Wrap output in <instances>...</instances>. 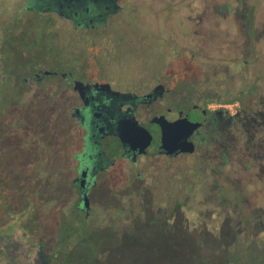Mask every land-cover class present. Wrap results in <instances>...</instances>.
<instances>
[{"label": "rangeland", "instance_id": "374dc122", "mask_svg": "<svg viewBox=\"0 0 264 264\" xmlns=\"http://www.w3.org/2000/svg\"><path fill=\"white\" fill-rule=\"evenodd\" d=\"M225 1L226 5L232 7L225 14L226 27L238 28L237 36L228 37L227 40L237 41L242 46L246 44L244 49L249 50L253 43L257 58L249 63L242 74L235 72L231 76L230 84L224 86L230 88L228 93L222 92L217 96L229 100L235 97L236 92L240 96L257 82L258 93L245 94L243 100L263 107L264 32L260 26L264 22V0H223V3ZM24 2L0 0V82L9 81V85L15 87L12 106L7 110L4 109L6 105L2 107L4 118L1 131L4 136L1 134L0 140L3 142L11 138L5 125H10L12 115L17 114L19 124L28 127L18 128L19 137L26 139L27 133L32 136L24 150L16 149L15 144H0V264H112L110 255L113 249L128 252L132 249L129 247L135 246L132 242L139 244L144 254H159L160 262L166 258L163 256L177 254L180 248H194L196 261L187 264H230L224 258L226 254L221 253L227 250L223 246L225 243H222L226 235L219 234V229L217 233L209 234L221 236L216 237L218 241L211 246L218 253L205 256L213 261L209 263L203 256L209 246L203 247L199 244L201 240H196L199 232L196 234L189 230L187 239L181 240V244L179 237L182 232L176 237L164 238L160 233H147L139 227L141 221L132 220L135 215L130 211L134 209L140 210L137 215L142 214L141 220L146 213L155 216L158 210H167L170 204H166L164 197L170 196L169 185L175 188L172 193L178 199L177 211L182 213L180 217L192 219L198 207L207 202L222 210L224 197L217 189H209L207 183L213 178L212 172L208 167L196 164L197 154L179 158L174 168L163 171L160 184L150 183L144 185V189L114 188L112 180L118 175V169H110L109 174L105 175L106 179L101 180L106 183L96 191L109 194L106 197H115L116 201L110 205H90L91 215L87 220L83 211L74 212L66 188L72 184L75 164L72 157L79 145L69 142L67 153L61 147L64 135L56 121L58 114L53 109L60 96V78L51 75L42 77L40 81L33 79L36 72L55 71L60 75L70 72L76 78L83 74L84 77L102 75L116 81L124 79L128 85L141 82L144 86L151 82H163L166 87L177 84L182 87L191 76L200 79L203 70L213 68L215 63L192 60L194 47L186 42L192 31L202 29V25L196 26L198 14L192 9L202 0H119L124 13L109 18L106 23L89 31L74 28L57 13L25 11ZM213 3L214 0H211L210 5ZM237 11H252L254 26L259 27L257 38L252 40L249 36L252 30V27L249 28L251 14L246 17L245 13L240 15ZM116 21H121L120 25ZM211 21L222 20L217 16ZM243 21L247 25L242 24ZM215 25L212 30L215 28L217 34L218 26L222 24ZM27 32H30L28 37ZM15 42H18V46ZM220 48L212 45L211 55L221 56ZM12 49H17L19 54L16 58V73L19 76L15 82L5 72L8 68L5 63L11 58ZM32 65L34 68L31 70ZM259 100L262 102L259 103ZM42 132L49 141V159L44 152L38 151V146L42 144ZM255 133L252 140L257 143L260 139L261 151L258 155L262 158L255 159L249 155L251 151L244 146L247 143L246 133L240 134L243 145L227 156L223 168L225 176L221 178L224 186L227 183L224 188L226 199L228 194L233 195L235 191L243 194L245 211L242 215L245 217H251L252 210L264 209V179H261L259 172V168L264 169V127ZM169 202L173 204V201ZM187 211H191V216L187 215ZM62 214L66 215L65 221ZM214 218L218 219L216 216ZM255 224L250 223L248 229L241 223L236 225L241 249H247L250 241L259 250H264V227L258 228ZM133 230L137 231L136 240L126 243L125 238L132 235ZM209 253H212L211 249ZM166 264L178 262L170 260Z\"/></svg>", "mask_w": 264, "mask_h": 264}, {"label": "flooded vegetation", "instance_id": "af4514ba", "mask_svg": "<svg viewBox=\"0 0 264 264\" xmlns=\"http://www.w3.org/2000/svg\"><path fill=\"white\" fill-rule=\"evenodd\" d=\"M210 1L202 0L199 5L192 7L198 14L196 26L202 25V29L192 31L186 43L194 47L191 53L192 60L198 59L215 64L213 68L203 70V77L200 79L191 76L182 87L180 84L166 87L163 82H151L148 86L142 85L141 82L138 85H128L124 79L116 81L102 75L84 77V74L76 78L70 72L60 75L58 71L36 72L33 75V79L37 81L51 75L60 78L58 86L60 96L57 106H53V109L55 114H58L56 121L64 135L61 147L67 153L69 142L71 145H79V149L72 157L75 161L72 168L74 174L72 184L70 188H66V192L70 194L72 210L83 211L85 220L91 215L90 205L95 203L110 205L117 199L107 198L106 195L109 194L96 191L101 184L103 186L106 183L101 180L106 179L105 175L109 174L110 169H118V175L112 180L114 188L144 189V185L150 183L160 184L159 179L163 171L174 168L179 158H189L197 154L196 164L199 167H208L212 172L213 178L207 183L209 189H217L226 199L224 188L227 183L224 186L221 180L225 176L223 168L227 156L242 144L243 138L241 139L240 134L246 133L247 143L244 146L249 152L251 151L249 155L255 159L262 158L258 155L261 151L260 139L259 143H253L252 137L264 127V106L258 107L253 101L245 103L243 100L246 98L243 97L245 94L258 93L257 82L245 93H240V96L236 92L235 97L229 100L217 96L222 92L228 93L230 88L224 86L230 84L231 76L235 72L242 74L243 70L249 67V63L257 58L252 40L258 37L259 27L254 26L256 23L252 11H237L240 15L245 13L246 17L248 14L252 16L249 23V28L252 27L249 32L252 46L250 50L244 49L246 44L242 46L237 41H228V37L238 34L236 26L229 24L234 27H226L225 14L227 15L232 7L226 5V1L223 3V0H214L212 5ZM23 10L57 13L68 20L74 28L84 31L95 29L106 23L109 18L124 13L119 0H25ZM217 16L222 21L212 22L211 19ZM120 22L116 21L119 25ZM217 23L222 25L219 27ZM241 23L247 25L246 21ZM214 25L218 26L217 34L215 28L214 31L212 30ZM260 27L264 32V22ZM29 33L27 32V37ZM15 44L18 46V42ZM212 45L221 47V56L211 55ZM10 53L11 58L5 63L8 66L5 72L15 82L19 76L16 73L18 66L16 58L19 54L17 49H12ZM1 59L2 50H0ZM0 65L2 69V64ZM33 68L32 65L30 69ZM6 82H0V136L3 134L2 107L6 105L4 109L7 110L12 106L15 98V87L10 86L9 81ZM161 117L168 122L187 118L191 122L200 124L188 139L194 145L192 153L167 154L161 150L162 132L156 122ZM19 122L18 114L12 115L10 125H5L8 134L12 136L7 141L0 140V144L1 142L15 144L16 149L21 150L28 147L32 136L27 133L26 139L19 137L18 128H28L26 124L20 125ZM44 135L45 133L42 132V144L38 146V151L44 152V156L49 159V141ZM259 172L261 179H264V169L259 168ZM169 189L170 196L164 197L166 204H170L167 210L164 208L158 210L155 216L153 213L143 212V220L140 218L142 214L137 215L140 210L130 211L135 215L133 221H141L139 227L145 229L147 233L154 232L155 235L160 233L164 238L176 237L179 234L177 225L180 216L177 211L179 202L175 193H172L175 188L169 185ZM85 194L89 204L87 210L82 209ZM169 201H173V204ZM255 211L256 214L262 215L264 209L258 208ZM62 218L65 221L66 215L62 214ZM135 233L137 231L132 235L136 236Z\"/></svg>", "mask_w": 264, "mask_h": 264}, {"label": "trees", "instance_id": "16d2710c", "mask_svg": "<svg viewBox=\"0 0 264 264\" xmlns=\"http://www.w3.org/2000/svg\"><path fill=\"white\" fill-rule=\"evenodd\" d=\"M242 195V193H238L237 191H235V194L233 193V195L228 194V199H224V207L221 211L220 209L216 208L215 204L209 202L203 203L202 205L205 206V208H203V206L200 208L198 207V211H196V214L192 216V223L190 222V220L192 219H187L186 217L184 218L179 216L177 225L179 228V232H182L179 237L180 243L182 244L181 240L187 239L186 234H188L189 230L195 231L196 234L197 232H199V237L196 236V240H201L199 244H202L203 247L209 246L207 251L203 252V256L207 261H209V263H211L213 261H210V259H207L208 257L205 256L207 254L208 256H210L213 255V253H218V250H216L215 248H211V246H213V242L218 241V238H220L221 236H209V234H215L219 229V234L224 233V235H226L225 237H223L224 241L222 243H225L223 244V246L227 248V250L221 253L226 254V257L224 258L225 260L227 259V262H231L230 264H232V262L233 264H264V252H262L264 250H259L254 242L250 243V241H248V245H246V247L248 248L241 249L242 244L239 242V231L236 226L237 224L241 223V225H243L247 229L251 227L249 226V224L252 222L256 223L255 225L258 228L264 227L263 213L262 215H259V213L256 214L255 210H252L250 213L251 217H245L242 215V212L244 213L245 211L242 204ZM191 211L186 212L188 216H191L189 215L191 214ZM181 214L182 213H179V215ZM215 216L218 219H215ZM215 220L221 222H216ZM205 233H207L208 235H206ZM135 240L136 239L134 235H130L128 238H125L126 243H131ZM132 243L135 244V246L129 247L132 249H130V251L128 250V252H120L119 248H114L112 254L110 255V262L112 264H166V262L172 260L177 261L178 264H187L192 261H196L194 258L196 257L197 253L196 255H194V248H192V250L180 248L177 254L163 256L166 258L162 259L163 261L160 262L158 260L160 258L159 254H155L154 252L144 254L142 252L144 251V249L141 250L142 248H139V244L134 242ZM135 248L137 249L133 250ZM210 249L212 250V253H209ZM106 256L107 255H105V257Z\"/></svg>", "mask_w": 264, "mask_h": 264}, {"label": "water", "instance_id": "95a60500", "mask_svg": "<svg viewBox=\"0 0 264 264\" xmlns=\"http://www.w3.org/2000/svg\"><path fill=\"white\" fill-rule=\"evenodd\" d=\"M162 132L161 150L164 153L172 154L176 152L192 153L194 145L189 141L191 134L200 126L197 122H191L187 118L179 119L175 122H168L164 117L156 121ZM84 195L82 209L89 208L88 198Z\"/></svg>", "mask_w": 264, "mask_h": 264}]
</instances>
